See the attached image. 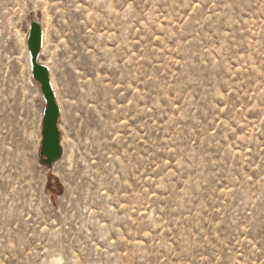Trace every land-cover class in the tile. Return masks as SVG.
Masks as SVG:
<instances>
[{
  "label": "rangeland",
  "instance_id": "rangeland-1",
  "mask_svg": "<svg viewBox=\"0 0 264 264\" xmlns=\"http://www.w3.org/2000/svg\"><path fill=\"white\" fill-rule=\"evenodd\" d=\"M0 264H264V0H0Z\"/></svg>",
  "mask_w": 264,
  "mask_h": 264
},
{
  "label": "water",
  "instance_id": "water-1",
  "mask_svg": "<svg viewBox=\"0 0 264 264\" xmlns=\"http://www.w3.org/2000/svg\"><path fill=\"white\" fill-rule=\"evenodd\" d=\"M27 45L32 78L39 85L45 102L40 159L43 165L50 168L59 160L62 154L59 126L61 108L53 89L51 72L40 60L43 48V29L37 22H33L30 25Z\"/></svg>",
  "mask_w": 264,
  "mask_h": 264
},
{
  "label": "bare ground",
  "instance_id": "bare-ground-1",
  "mask_svg": "<svg viewBox=\"0 0 264 264\" xmlns=\"http://www.w3.org/2000/svg\"><path fill=\"white\" fill-rule=\"evenodd\" d=\"M46 34H45V32H43V48H42V53H41V56L44 54V52H45V49H46ZM30 57V56H29ZM41 58V57H40ZM45 66H47L48 68H49V66L46 64ZM30 69H31V64H30ZM49 70H50V72H51V69L49 68ZM51 81H52V85H53V89H54V91H55V94H56V97H57V101H58V94H57V90H56V86H55V83H54V81L52 80V78H51Z\"/></svg>",
  "mask_w": 264,
  "mask_h": 264
},
{
  "label": "snow or ice",
  "instance_id": "snow-or-ice-1",
  "mask_svg": "<svg viewBox=\"0 0 264 264\" xmlns=\"http://www.w3.org/2000/svg\"><path fill=\"white\" fill-rule=\"evenodd\" d=\"M197 7H199V5H196ZM109 158L107 157V155H105L104 156V160H108ZM90 162L92 163V165L94 166V167H101V170L103 171L104 170V168H103V165L102 164H98L97 163V161H95V160H91L90 159ZM99 178V177H98Z\"/></svg>",
  "mask_w": 264,
  "mask_h": 264
}]
</instances>
